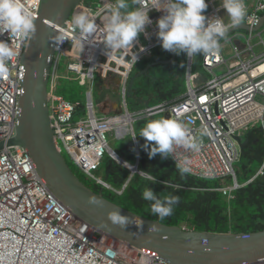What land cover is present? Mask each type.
<instances>
[{
	"label": "built area",
	"instance_id": "1",
	"mask_svg": "<svg viewBox=\"0 0 264 264\" xmlns=\"http://www.w3.org/2000/svg\"><path fill=\"white\" fill-rule=\"evenodd\" d=\"M112 2L97 10L81 2L74 10L73 14H87L99 26L95 38L87 41L83 51L79 32L72 26L71 18L59 28L62 43L56 44L48 85L49 115L58 150L61 154L66 152L88 179L121 195L125 187L114 189L97 172L107 155L130 170L135 166L117 154L109 137L114 132L120 138L133 137L137 120L169 114L190 129L189 141L202 140L198 152L177 147L171 157L174 164L187 159L191 169L188 175L198 179H232V185L217 190L233 199V192L242 187L236 175V164L242 152L237 137L244 141L252 127L264 129V27L254 31L264 16V0L246 5L244 21L229 28L247 25L250 31L238 30L219 43L218 53L203 54V72H195V57L190 59L186 55L187 91L184 94L170 102L147 106L138 113H131L127 107L131 76L140 63L162 48L156 37V21L164 13L149 10L152 23L146 26L145 33L133 47L107 57L102 44V26ZM205 2L208 8L203 15L225 18V22L230 23L226 11L218 4L221 0ZM23 3L34 20L38 19L41 0H23ZM143 6L146 9L159 7L158 0H143ZM0 41L11 44L13 50V55L6 61L9 73L0 76V143H7L16 137L21 115L25 78L22 59L30 36L10 40L5 32L0 35ZM237 41L244 48H240ZM64 62L66 77L60 73ZM98 78L107 88L113 78L118 79L120 112L98 116L99 106L93 96ZM61 79L91 86L87 92L85 114L78 116L80 104L58 93ZM204 127L210 135L200 137ZM133 141L138 146L137 137ZM259 176H264V164L249 182ZM0 264L171 263L98 231L76 217L46 186L28 151L14 145L0 151ZM252 264H264V261Z\"/></svg>",
	"mask_w": 264,
	"mask_h": 264
},
{
	"label": "water",
	"instance_id": "2",
	"mask_svg": "<svg viewBox=\"0 0 264 264\" xmlns=\"http://www.w3.org/2000/svg\"><path fill=\"white\" fill-rule=\"evenodd\" d=\"M81 2L82 0H41L39 17L34 20L36 31L30 36L22 59L25 68L24 95L20 103L21 115L16 137L7 143H0V151L6 146L14 145L25 148L46 186L76 217L98 231L171 264H252L264 261V230L248 234L210 233L168 226L136 215L106 199L74 173L56 146L48 108V85L56 37L60 36L59 28L72 17ZM263 27L264 16L254 31H260ZM237 30L250 31L251 28L247 25L234 27L229 29L225 37ZM236 44L244 48L240 41ZM175 59L176 54L173 53V58L168 63ZM153 66H148L145 72ZM135 78L130 80L129 93ZM108 98L116 104L114 112H120V94L103 85L96 105L104 104ZM164 117L170 118V115L166 114ZM237 141L241 150L248 143L247 139L243 141L240 137H237ZM131 171L132 174L137 173L138 167L135 166ZM90 198H95L98 203H89ZM112 211H119L127 216L128 227L113 225L107 219ZM137 221H142V225H137ZM153 224L157 225L159 231H149Z\"/></svg>",
	"mask_w": 264,
	"mask_h": 264
},
{
	"label": "trees",
	"instance_id": "3",
	"mask_svg": "<svg viewBox=\"0 0 264 264\" xmlns=\"http://www.w3.org/2000/svg\"><path fill=\"white\" fill-rule=\"evenodd\" d=\"M110 1L82 0L86 6L96 10ZM161 49H157L151 58L139 64L142 65V69L153 61L162 59L169 61L173 58V53L168 51L164 52L163 57ZM176 60H178V55H176ZM175 61L168 64V69L171 71L168 79L152 76L150 72L152 67L143 77L135 78L132 74L131 79L135 78V81L128 95L135 99V111L173 101L187 91L184 77L186 54L182 53V66L179 71L173 68ZM194 71L203 72L202 59L201 62L195 64ZM145 81H148L146 85ZM60 83L66 85H61L60 89L58 87V93L67 100L80 104L78 116L85 114L83 92H77L75 86L71 85L78 82L61 79ZM96 84L100 90L103 84L100 78L97 79ZM147 121L148 118H144L134 123L136 135L139 128ZM246 139L248 143L243 148L240 160L236 164L237 180L242 187L233 192V199H228L226 195L217 190L229 186L227 185L229 181L232 185V179L205 180L188 174L181 176L171 158L162 159L157 154L149 159L142 147L145 140L138 136V146L135 145L131 136H127L125 142L115 149L128 164L138 166V172L135 175L130 169L120 165L109 156L105 158L98 171L114 189L122 190L125 187L121 195L88 179L83 173L78 174L73 171L94 192L102 193L106 199L141 217L159 221L158 217L150 211V202L141 199L143 188L149 186L156 194L170 193L180 197L179 204L174 206L173 215L159 221L162 224L199 232L248 234L264 230V176H259L249 182L264 164V129L260 126L252 127ZM142 171L150 172L156 178V183L141 176L139 173Z\"/></svg>",
	"mask_w": 264,
	"mask_h": 264
},
{
	"label": "clouds",
	"instance_id": "4",
	"mask_svg": "<svg viewBox=\"0 0 264 264\" xmlns=\"http://www.w3.org/2000/svg\"><path fill=\"white\" fill-rule=\"evenodd\" d=\"M158 4L159 7L146 9L143 0H113L108 6L106 21L102 26V44L107 57L119 50L133 47L139 36L145 33L146 26L152 23L148 15L151 9L164 13L156 21V37L161 42L162 49L176 55L185 53L190 59L201 54L218 53L219 40L225 37L230 27L242 23L247 14L245 0H221L220 8L226 11L230 23H226L225 18H208L203 15L208 8L205 0H158ZM71 24L79 32L83 51L87 41L95 38L99 26L96 20L84 13L73 15ZM35 31L34 17L25 8L23 0H0V35L7 32L11 40L17 36L34 35ZM56 43H62L60 36L56 37ZM12 55L11 44L0 41V76L9 73L6 61ZM134 59L136 62L135 56ZM189 134L190 129L183 121L160 117L148 120L132 139L138 136L145 140L142 147L149 159L157 154L162 159H167L173 156L177 147L182 146L196 152L200 150L202 140L197 138L189 141ZM208 135V129L202 128L200 137ZM188 164L187 159L176 161L175 166L181 176L191 171ZM139 174L156 183V178L150 172L142 171ZM141 199L150 202V211L159 221L173 215L174 206L180 202L179 196L170 193L156 194L149 186L143 188ZM89 203L97 204L98 201L90 198ZM107 219L121 228H126L129 224V218L119 211L110 212ZM142 223L137 221V225ZM149 231L157 232L159 228L153 224Z\"/></svg>",
	"mask_w": 264,
	"mask_h": 264
},
{
	"label": "rangeland",
	"instance_id": "5",
	"mask_svg": "<svg viewBox=\"0 0 264 264\" xmlns=\"http://www.w3.org/2000/svg\"><path fill=\"white\" fill-rule=\"evenodd\" d=\"M161 51H162V56L164 57V52H165V50H163V49H161ZM203 58V54H201V55H198V56H195V64L196 63H198V62H201V59ZM182 53L180 54V55H178V60H176L175 61V63H174V66H173V68H174V70H180L181 69V66H182ZM155 64V66H153ZM169 63H168V61L167 60H165V59H162V60H157V61H153L150 65H152L153 67H152V69H151V75L152 76H154V77H160V78H163V79H168V78H170V76H171V71H170V69H168V65ZM150 65H148V66H150ZM147 66V67H148ZM147 67H145L144 69H142V65H138L137 67H136V69L134 70V72H133V77H137V78H140V77H143V76H145L147 73L145 72V69L147 68ZM60 73H61V75L62 76H67L68 75V73H67V67H66V63L64 62L63 64H62V67H61V71H60ZM186 73H187V69L185 70V75H184V77H185V79H186ZM70 76H71V74H70ZM65 83H68L67 81H64ZM78 83H73V84H71V85H73V86H75V88H76V90H77V92L79 91V93H80V91H82L83 92V101H84V103L86 104V97H87V92L89 91V90H91L92 88H91V86H89L88 84H82L81 82H79V81H77ZM144 82V81H143ZM64 83V84H65ZM82 85H81V84ZM148 83V81H145V85ZM64 84H61V83H59V89L61 88V85L63 86ZM66 85V84H65ZM80 85V86H79ZM82 86V87H81ZM186 88H187V82H186ZM99 95H100V90H99V88H98V86H97V84L94 86V88H93V96H94V100H95V102H96V100L98 99V97H99ZM122 106L124 107V105H123V103H122ZM127 107H128V110L131 112V113H138V112H141V111H143L144 109H142V110H137V111H135V99L133 98V97H131V96H127ZM97 112H98V116H102V115H104L103 113H102V111L100 110V107H97ZM110 114H113V113H110ZM165 115H163V114H157L156 116H155V118L154 119H157V118H160V117H164ZM151 118H148V120H150ZM109 141H110V145H111V147L115 150L116 149V147L118 146V145H120V144H123L124 142H125V138H120V137H118V136H116V132H114V134H112V136H110L109 137ZM63 156L65 157V159H66V161L70 164V166L72 167V169L76 172V173H78V174H80V173H82L76 166H75V164L73 163V161L71 160V158L67 155V153L66 152H64L63 153ZM109 155H107V157H108ZM97 175L99 176V177H102V178H104V176H103V174L102 173H97ZM82 177H84V175L82 176ZM227 185H231V182L229 181V182H227Z\"/></svg>",
	"mask_w": 264,
	"mask_h": 264
},
{
	"label": "crops",
	"instance_id": "6",
	"mask_svg": "<svg viewBox=\"0 0 264 264\" xmlns=\"http://www.w3.org/2000/svg\"><path fill=\"white\" fill-rule=\"evenodd\" d=\"M256 0H245V4L248 5V6H252L254 3H255ZM220 4V3H218ZM108 85V89L110 90H113V91H117L118 89V79L117 78H113L111 82H109V84L107 83ZM110 99L108 98L107 101L100 105V110L102 111L103 114H109V113H112L114 112L115 110V107L112 108V109H108L109 108V105H110ZM111 107V105H110Z\"/></svg>",
	"mask_w": 264,
	"mask_h": 264
},
{
	"label": "flooded vegetation",
	"instance_id": "7",
	"mask_svg": "<svg viewBox=\"0 0 264 264\" xmlns=\"http://www.w3.org/2000/svg\"><path fill=\"white\" fill-rule=\"evenodd\" d=\"M110 105H111V107H110ZM110 105H109V108H108L109 110L112 109V108H114L116 106V104L113 103V102H111V101H110Z\"/></svg>",
	"mask_w": 264,
	"mask_h": 264
},
{
	"label": "bare ground",
	"instance_id": "8",
	"mask_svg": "<svg viewBox=\"0 0 264 264\" xmlns=\"http://www.w3.org/2000/svg\"><path fill=\"white\" fill-rule=\"evenodd\" d=\"M123 120L126 121V123L128 122V119H123ZM118 161H120V162L123 163L122 159H119V158H118Z\"/></svg>",
	"mask_w": 264,
	"mask_h": 264
}]
</instances>
